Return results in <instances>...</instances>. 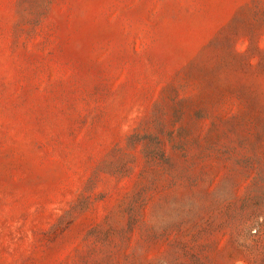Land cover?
<instances>
[{"label":"rangeland","instance_id":"1","mask_svg":"<svg viewBox=\"0 0 264 264\" xmlns=\"http://www.w3.org/2000/svg\"><path fill=\"white\" fill-rule=\"evenodd\" d=\"M0 264H264V0H0Z\"/></svg>","mask_w":264,"mask_h":264}]
</instances>
